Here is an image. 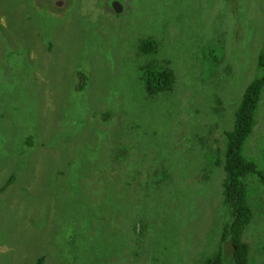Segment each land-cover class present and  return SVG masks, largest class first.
<instances>
[{
    "label": "rangeland",
    "instance_id": "rangeland-1",
    "mask_svg": "<svg viewBox=\"0 0 264 264\" xmlns=\"http://www.w3.org/2000/svg\"><path fill=\"white\" fill-rule=\"evenodd\" d=\"M145 37L171 91L146 93ZM262 51L264 0H0V264L215 254L226 131ZM244 155L264 170V92ZM245 182L264 264V185Z\"/></svg>",
    "mask_w": 264,
    "mask_h": 264
},
{
    "label": "trees",
    "instance_id": "trees-1",
    "mask_svg": "<svg viewBox=\"0 0 264 264\" xmlns=\"http://www.w3.org/2000/svg\"><path fill=\"white\" fill-rule=\"evenodd\" d=\"M157 43L158 41L153 37L141 38L139 42V52L150 58L142 67L143 81L148 95L171 91L174 85L173 69L151 56L158 52ZM217 45L221 47L220 44ZM220 54H222L221 50H215L213 59L216 60ZM257 68L261 72L244 90L236 110L234 127L226 131L223 160L226 175L222 191L225 220L221 229L220 246L215 254L194 264H248L249 261V247L243 240V232L252 220L253 211L248 200L245 177L253 174L264 185V170L260 169L254 160L244 155V147L253 133L256 114L264 92V51L259 54ZM30 139L32 136L28 137L26 142L31 141ZM13 180L14 178H11V182ZM11 182L5 184L4 188Z\"/></svg>",
    "mask_w": 264,
    "mask_h": 264
},
{
    "label": "water",
    "instance_id": "water-1",
    "mask_svg": "<svg viewBox=\"0 0 264 264\" xmlns=\"http://www.w3.org/2000/svg\"><path fill=\"white\" fill-rule=\"evenodd\" d=\"M114 6H115V8H116L117 11H119L121 9V6L119 5L118 2H115L114 3Z\"/></svg>",
    "mask_w": 264,
    "mask_h": 264
}]
</instances>
